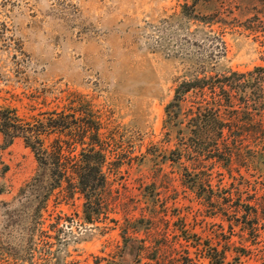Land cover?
<instances>
[{
    "label": "rangeland",
    "instance_id": "374dc122",
    "mask_svg": "<svg viewBox=\"0 0 264 264\" xmlns=\"http://www.w3.org/2000/svg\"><path fill=\"white\" fill-rule=\"evenodd\" d=\"M183 5L0 0V106L27 121L75 113L81 124L99 125L108 150L107 185L94 194L101 205L88 208L67 183L51 191L50 170L40 169L23 138L1 149L0 131V264H210L208 247L223 249L229 264H264V209L255 206L261 219L253 233L255 212L228 196L241 177L250 183L241 187L246 199L264 196V172L236 162L231 175L216 168L201 184L198 162L206 156L184 152V110L171 123L165 112L178 81L202 62L218 73L264 65L260 40L243 26L264 21V6L201 0L184 17ZM205 15L211 28L200 22ZM217 17L228 20L225 58L214 37L223 28ZM202 31L211 32L207 45ZM256 120L261 126L233 123L231 135H242L243 146L263 144L264 115ZM45 138L47 145L80 141Z\"/></svg>",
    "mask_w": 264,
    "mask_h": 264
},
{
    "label": "trees",
    "instance_id": "16d2710c",
    "mask_svg": "<svg viewBox=\"0 0 264 264\" xmlns=\"http://www.w3.org/2000/svg\"><path fill=\"white\" fill-rule=\"evenodd\" d=\"M200 1L184 0V17L194 15L193 12L196 11ZM260 1L264 6V0ZM256 17V21L252 25L243 26L246 30L252 31L256 35V39L260 40V53L264 61V21L258 16ZM217 18L216 22L222 27L228 24L227 19ZM200 22L211 28L212 22L208 17L206 18V15ZM224 28L214 34L217 46L222 48V58L227 55ZM202 33L200 39L207 45V37L211 35V32L202 31ZM211 52L214 54L215 50L212 49ZM208 65L206 61L202 62L197 67L189 69L188 75L178 81L174 97L165 108L168 116L167 122L171 123L175 118H179L180 112L184 110V131L190 134L184 143V152L188 149V151L194 152L193 154L206 156L204 162H198L203 164L201 169L204 178L201 177L200 182L205 181L201 184L205 182L209 185V179L216 168L224 169L231 175V165L236 162L245 164L246 167L257 171L262 176V171L264 172V143L243 146L240 141L242 135L234 137L231 132L234 128L233 123L245 120L253 127L261 126V121H257L256 118H261L264 115V65L256 66L247 72L226 67L220 73L209 69ZM46 116L27 121L19 116L16 108L0 106V131L4 136V144L1 149L9 147L16 138H23L26 146L34 152L40 169L48 168L50 170L53 182L51 191L62 188L63 184L67 183V189L72 195L80 193L88 200L86 207L101 205L102 199L99 196L94 197V194L105 189L107 185L104 166L107 163L108 150L101 143L99 125L94 122L91 125L86 118L85 122L83 121L81 124L82 120L76 118L75 113L65 111L55 110L47 113ZM74 131L76 134H73ZM226 131L229 134H226ZM52 134L65 136L68 139L75 136L80 141L71 144L69 140L63 141L57 138L52 144L47 145L45 136ZM86 138L90 139V142L86 143L84 141ZM211 139L213 140L212 144L202 143L197 151L192 150L191 146H197L198 141L206 142ZM234 180L238 187L228 196L231 200L237 197L238 207L244 206V203H240L244 200L247 210L255 212L254 221L248 227L255 233L257 231L255 226L261 219L257 215L258 208L255 206L258 205L264 209V196L258 199L257 197L246 199L250 193H246L244 188H249L250 183L242 177L234 178ZM243 185L246 186L241 189ZM256 192L259 193V191ZM207 252L210 264H229L223 249L208 247Z\"/></svg>",
    "mask_w": 264,
    "mask_h": 264
}]
</instances>
